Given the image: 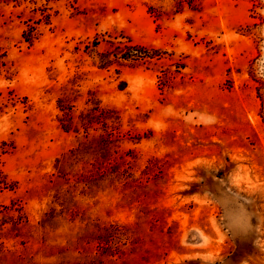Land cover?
I'll list each match as a JSON object with an SVG mask.
<instances>
[{
	"label": "rangeland",
	"instance_id": "374dc122",
	"mask_svg": "<svg viewBox=\"0 0 264 264\" xmlns=\"http://www.w3.org/2000/svg\"><path fill=\"white\" fill-rule=\"evenodd\" d=\"M0 264H264V0H0Z\"/></svg>",
	"mask_w": 264,
	"mask_h": 264
},
{
	"label": "trees",
	"instance_id": "16d2710c",
	"mask_svg": "<svg viewBox=\"0 0 264 264\" xmlns=\"http://www.w3.org/2000/svg\"><path fill=\"white\" fill-rule=\"evenodd\" d=\"M107 240V239H106Z\"/></svg>",
	"mask_w": 264,
	"mask_h": 264
}]
</instances>
